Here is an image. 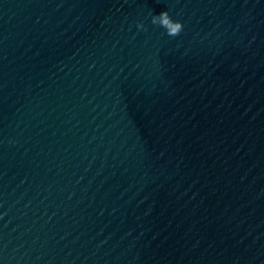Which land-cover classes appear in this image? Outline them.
Instances as JSON below:
<instances>
[{
	"label": "water",
	"instance_id": "water-1",
	"mask_svg": "<svg viewBox=\"0 0 264 264\" xmlns=\"http://www.w3.org/2000/svg\"><path fill=\"white\" fill-rule=\"evenodd\" d=\"M0 264H264V0H0Z\"/></svg>",
	"mask_w": 264,
	"mask_h": 264
},
{
	"label": "clouds",
	"instance_id": "clouds-1",
	"mask_svg": "<svg viewBox=\"0 0 264 264\" xmlns=\"http://www.w3.org/2000/svg\"><path fill=\"white\" fill-rule=\"evenodd\" d=\"M160 19L162 20V23L159 25L166 29L169 36H177L183 30V24L181 22L174 21L167 11L160 14ZM153 23H157L156 17L153 18ZM139 27L143 28L144 26L141 24Z\"/></svg>",
	"mask_w": 264,
	"mask_h": 264
}]
</instances>
